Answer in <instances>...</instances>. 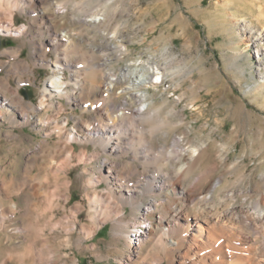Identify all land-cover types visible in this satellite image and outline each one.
Returning <instances> with one entry per match:
<instances>
[{
  "label": "rangeland",
  "instance_id": "1",
  "mask_svg": "<svg viewBox=\"0 0 264 264\" xmlns=\"http://www.w3.org/2000/svg\"><path fill=\"white\" fill-rule=\"evenodd\" d=\"M263 3L35 0L38 15L18 11L12 33H0V82L9 78L23 100L40 105L44 85L53 75L33 55L34 47L38 56L42 54L31 39L43 43L36 34L44 23L48 29L52 27V33L72 41L73 80L88 86L96 70L103 77L99 78L100 88L91 90L83 106L56 97L49 101L51 108L36 112L24 125L17 109L12 114L2 111L0 264H123L135 252L141 259L134 264H150L160 253L158 239L165 230L158 222L159 213L152 216V241L136 249L126 243L133 236L130 226L142 210L173 194L141 189L123 214L108 218L105 209L113 206V200L102 180L104 160L118 158L92 141L68 143L65 138L73 130L77 134L80 120L87 124L93 119L88 125L96 124L98 114L91 106L107 98L111 75L117 78L111 100L134 109L148 105V114L137 117L130 131L134 137L144 134L150 138L154 158L145 168L147 172L175 170L186 163L191 150L204 147L191 175L181 181L183 189L190 190L198 176L210 172L205 184L208 192L223 181L222 188L213 193L216 199L229 195L247 201L258 198L264 190V87L260 88L264 78L259 77L264 66L259 65L241 21L246 19L254 31H264V17L259 18ZM25 26H33L29 35L19 33ZM14 51L19 52L20 60L29 62L33 73L15 66L16 59L10 54ZM54 57V51H49L46 62ZM70 72L67 69L68 80H72ZM136 77L146 80L134 85ZM17 79L24 82L19 84ZM56 121L68 126L63 139L54 131ZM61 140L72 150L60 146ZM175 141L174 147L183 157L180 162L164 157ZM130 160L129 156L121 159L123 163ZM140 164L136 163L142 172ZM126 167L118 170L125 174ZM134 179L145 181L137 174ZM201 204L197 199L190 206L201 211L213 208ZM171 219L168 216L166 221ZM34 221L37 229L30 226ZM139 229L149 230L150 226Z\"/></svg>",
  "mask_w": 264,
  "mask_h": 264
},
{
  "label": "bare ground",
  "instance_id": "2",
  "mask_svg": "<svg viewBox=\"0 0 264 264\" xmlns=\"http://www.w3.org/2000/svg\"><path fill=\"white\" fill-rule=\"evenodd\" d=\"M34 2L35 0H0V17H4L1 20L2 22L0 21V33H12L18 11L26 12L29 10L31 13L38 15L39 11L34 7ZM259 9V18L261 19L264 17V3ZM260 19L259 21H261ZM241 25L244 33L248 35L247 41L252 43L256 50L259 65L264 66V31L261 29L254 31L246 19H242ZM46 26V23H44V26H39V32L36 34L44 39L43 43L38 42L34 37L31 39L32 43L37 44L42 52L38 56L37 48H33V55L37 61L41 62L42 65L46 63L45 65L53 71V75L47 80L42 90L40 105L23 100L19 92L11 87L10 79L6 78L0 82V117L3 115V110L8 114H12L17 109L23 125L28 124L30 117L34 116L36 112L51 108L52 103L49 102L51 99L53 100L56 97L65 98L69 103L83 106L85 105V98L92 95L91 90L95 87L100 88L99 78L103 76L100 75L101 72L96 70L97 68L88 86L79 83L77 79L73 80L74 73L72 69L76 64L72 61L74 57L72 41L60 38L57 33L51 32L52 27L48 29ZM31 28L33 26H30V28L25 26L20 29L19 33L29 35ZM49 51H54L55 57L51 61L48 59L49 62L47 63L46 58ZM10 54L16 59L15 66L17 68L33 73L29 62L19 59L20 54L18 51L10 52ZM67 69L71 71L72 80H68ZM92 71L94 72V70ZM259 77L264 78V74L261 72ZM115 79L117 78L111 75L109 83L106 84L107 98L94 102L92 106L90 105L91 109L98 114V118H94L96 124L88 125L93 119L87 124H83L81 120H78L77 134H74L75 131L73 130V133L65 136L68 126L65 123L62 127L56 121L54 131L59 133L61 139L65 136L68 143H70L69 140L92 141L94 145H99L107 155L118 158L119 161H115L113 158H105L104 160L103 169L106 170V174L102 180L107 183L110 191L109 197L113 200L111 202L113 206L110 205L106 209L104 208V214L108 218L115 214H123L124 207L134 204L141 189H149L152 193L158 195L164 192L173 194L172 197L167 196L164 200H157L156 203L143 207L142 213L136 218L135 222H132L131 226L129 225L133 236L128 238L127 246L130 249H136L146 241L154 239L152 216L159 213L158 222L165 231L164 234L162 233L163 236L158 239L159 244L157 243L160 245L161 251L153 256L152 264H264V190H261L260 196L253 201H250V199L249 201L241 200L236 195L216 199L213 193L222 188L223 181L219 180L208 192L205 184L210 179V172L198 176L190 190L183 189L181 186L183 182L181 183V181L190 174L199 156L206 151L204 147L191 150L188 159L185 160L186 163L181 164L175 170H162L160 168L155 172H147L145 168L149 163H153L154 158V149L150 138L144 134L134 137L130 134V131L132 126L136 125H133V123L137 117L148 114V105L144 103L141 108L134 109L125 105H118L111 100L112 97L109 94L114 89ZM17 80L19 84L24 82L22 79ZM145 80L146 78L136 77L132 84L138 85ZM262 83L260 88L264 87V82ZM136 97L143 99L142 95L137 94ZM63 108L64 106L61 103L60 109ZM38 122L40 124V119ZM175 142L173 148L171 147L167 154L164 153L166 155L164 157L167 160L177 159L180 162L183 157L175 149L174 146L177 141ZM59 145H63L67 149L70 148V151L72 150L67 142H62V140ZM127 156L131 160L123 163L121 159ZM137 162L141 163L142 172L139 171L138 164L136 165ZM124 164L129 169V172L127 171L125 174L118 170ZM217 168V165H215L212 170L215 172ZM136 174L145 178V181L135 180ZM206 192L211 196H206ZM197 199H200V203L206 204L205 206L211 205L213 208L209 207L210 209L204 211H201L202 209L200 210L197 205L198 210L191 208L190 204ZM168 216L172 218L171 222L166 221ZM30 226L37 229L35 221L30 223ZM143 226H150V229L141 231L139 227ZM140 259L135 252V254L129 255L128 260L123 264H134L135 261H140Z\"/></svg>",
  "mask_w": 264,
  "mask_h": 264
},
{
  "label": "water",
  "instance_id": "3",
  "mask_svg": "<svg viewBox=\"0 0 264 264\" xmlns=\"http://www.w3.org/2000/svg\"><path fill=\"white\" fill-rule=\"evenodd\" d=\"M0 50H1V37H0ZM26 95V93H24Z\"/></svg>",
  "mask_w": 264,
  "mask_h": 264
}]
</instances>
